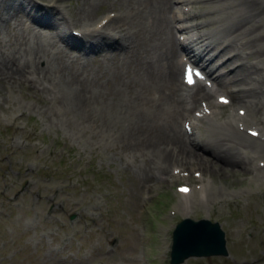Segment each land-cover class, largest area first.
Wrapping results in <instances>:
<instances>
[{
	"label": "rangeland",
	"instance_id": "1",
	"mask_svg": "<svg viewBox=\"0 0 264 264\" xmlns=\"http://www.w3.org/2000/svg\"><path fill=\"white\" fill-rule=\"evenodd\" d=\"M58 2L64 7L63 10L59 8L60 13L75 26L88 19L94 26V20L102 12L129 7L133 1H121V4L113 0H95L97 7L83 20L82 9L90 8L89 0ZM34 3L56 11L48 5L52 4L48 0H35ZM216 9L218 13L214 12V16L218 17L229 7L222 5ZM6 17L7 21L0 26V59L10 56L9 52L17 46L14 37L20 38L19 30H15L18 28L12 25L29 21L19 9L12 10ZM42 28H49L47 31L52 35L49 44L54 42V47L47 41L50 51L61 49L58 52L62 53L67 48L66 41L60 39L65 23H44ZM98 52L95 49L81 53L84 56L82 65H95L97 61L89 57ZM66 53L63 56L68 62V54H71ZM144 55L145 51L140 53L142 58ZM36 57L34 54L32 63L28 64L41 67L43 61H36ZM173 58L176 59V50ZM56 63L52 61L50 67L48 65V70L52 69L48 76L39 70L30 74L34 67L24 65L20 84L8 74L0 73V264H140L142 255L152 258L153 264H168L163 262L169 236L167 230L179 218L173 212L176 202L172 196L173 186L156 181L149 171L159 161L149 162L146 175L137 177L139 165L146 158V147L134 149V145L120 143L117 136L105 131L91 132L90 126L77 131L55 114L60 113L55 111L57 104L62 105L53 101L59 98L51 91L58 81L53 77L59 74L58 67L54 68ZM258 63L264 74V53L258 57ZM26 77L29 82L25 83ZM235 103L247 106L243 102ZM146 107H143L144 114L149 112ZM260 111L264 113V109ZM112 114L110 118L114 120L117 112ZM219 118L223 117L214 115L212 119ZM177 124L180 127L179 121ZM175 162L180 164L178 158L171 157L165 164ZM210 165L216 167V163ZM205 167L210 169L204 170L211 176L209 179L207 175L204 193L208 191L213 199L212 196L204 198L203 203L194 200L188 216L217 221L224 233L228 255L187 257L176 264H264V167L252 171L255 173L250 180L246 173L216 172L207 164ZM190 180L196 181L193 177ZM191 184L193 191L196 186ZM176 210L181 211L179 207Z\"/></svg>",
	"mask_w": 264,
	"mask_h": 264
},
{
	"label": "bare ground",
	"instance_id": "2",
	"mask_svg": "<svg viewBox=\"0 0 264 264\" xmlns=\"http://www.w3.org/2000/svg\"><path fill=\"white\" fill-rule=\"evenodd\" d=\"M48 1L52 3L51 0ZM113 1L133 2L129 7L126 3L127 7L117 6V14L98 27L92 26L89 19L78 23L82 37L76 38L67 33L65 39L60 38L67 44L62 53L58 52L61 49L50 51L49 47H54V42L49 44L52 35L47 31L49 28L45 30L41 26L44 23L56 25L57 21L64 22L65 26L74 25L65 18V14L56 12L59 8L63 10L62 3L55 0V11L34 3L35 0L0 2V26L7 21L6 14L11 15L12 10L16 9L21 10L29 20L12 25L18 28L15 30H19L21 35L20 38L14 37L17 46L13 52H9L10 56L0 59V73L8 74L20 84L23 66L31 62L34 54L37 55L36 61L41 59L43 65L34 67L35 64H28L34 67L30 74L39 70L48 76L51 74L49 70H52H48L49 64L57 62L53 66L58 67L59 74L54 73L53 77H57L58 81H51L52 84L55 83L51 91L59 98L53 101L61 102L62 105L55 106V111H60L55 114L62 116L65 123L77 131H84L83 128L90 126L91 132L99 134L105 131L113 137L117 136L120 143L132 147L134 145V149L146 147L149 158H143V164L139 165V178L146 175L149 162L155 164L159 161L157 169L162 172V165H166L165 162L171 157L178 158L180 164L196 163L203 170H210L206 169L205 164L212 167L210 164L216 163V167L211 168V171L216 172L228 170L232 173H249L259 170L253 159L264 155V143L261 140V135L264 134V118L261 115L264 116V113L260 111L264 109V74L257 61L264 53V26L263 21H260L264 17V0H185L190 5L186 16L197 20L186 24L188 40L184 44L176 40L171 29V21L179 15L171 0ZM222 5L229 7L224 11L225 14L212 20L206 18ZM88 6L90 8L82 9L85 15L82 20L88 18L97 4L95 0H89ZM178 22L179 20L174 23ZM107 24L108 27H105ZM178 27L180 29L179 24ZM95 49L99 52L96 56L89 57V60L97 63L82 65L81 59L84 56L81 53ZM174 50L176 59L173 58ZM143 51L144 58L140 56ZM66 52L71 54H68V62L63 56L67 55ZM177 52L183 54L180 60L186 58L192 63L196 62V65H202L217 89L197 85L192 87V91L183 93L178 78ZM214 57V60L220 58L222 62L205 64ZM149 58L152 59L148 62ZM26 80L29 82L27 77L25 83ZM220 90L226 91L232 102L247 105L246 118L236 119L230 112L219 119H207L208 115L205 114L200 117L189 116V108L195 106L199 95L209 106L213 116L222 117L221 109L211 99L213 93L216 98ZM49 97L51 98L50 95ZM144 105L149 110L145 111L147 114L143 113ZM195 110L199 111L200 107H195ZM113 112H117L114 120L110 118ZM182 116L189 120V134L181 132L177 126V120ZM237 120L253 124L251 128L259 130V139H252L239 131ZM201 121L208 122L200 131ZM195 142L204 155L198 154L189 145ZM167 175L166 171L162 172L159 178L167 179ZM218 175L221 177V174Z\"/></svg>",
	"mask_w": 264,
	"mask_h": 264
},
{
	"label": "water",
	"instance_id": "3",
	"mask_svg": "<svg viewBox=\"0 0 264 264\" xmlns=\"http://www.w3.org/2000/svg\"><path fill=\"white\" fill-rule=\"evenodd\" d=\"M205 226L207 225L205 224ZM190 228L191 227L180 225L178 227V231L174 233V239H173L174 250L178 252V254L181 253L180 258L193 254H209V253L224 252L221 232L218 233V230L215 229L214 230L215 236H212L213 238L210 240L204 238L205 235L202 232L204 230H198L193 233L190 232Z\"/></svg>",
	"mask_w": 264,
	"mask_h": 264
},
{
	"label": "snow or ice",
	"instance_id": "4",
	"mask_svg": "<svg viewBox=\"0 0 264 264\" xmlns=\"http://www.w3.org/2000/svg\"><path fill=\"white\" fill-rule=\"evenodd\" d=\"M188 83L189 84H192L193 83V81H192V78H191V75L189 74L188 75ZM221 102H223V103H227V100H221ZM252 135H256V133L255 132H253L252 133ZM180 191H182V192H187L188 191V189H186V188H182V189H180Z\"/></svg>",
	"mask_w": 264,
	"mask_h": 264
}]
</instances>
